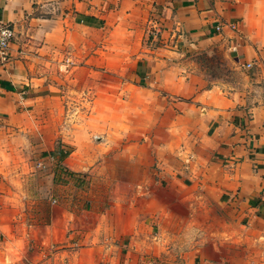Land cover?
Returning <instances> with one entry per match:
<instances>
[{
    "label": "crops",
    "instance_id": "1",
    "mask_svg": "<svg viewBox=\"0 0 264 264\" xmlns=\"http://www.w3.org/2000/svg\"><path fill=\"white\" fill-rule=\"evenodd\" d=\"M0 18L16 27L10 58L0 60V133H23L31 112L57 98L31 43L82 46L87 55L91 45L107 58L103 67L120 57L125 76L133 63L134 80L118 87L134 111L120 114L148 119V152L167 153L127 160L125 146L107 142L84 171L72 154L57 158L73 173L58 182L41 144L1 145L0 264H264V0H0ZM151 26L161 44L147 42ZM213 41L234 67L245 66L244 86L190 73L165 78ZM14 151L30 155L19 160Z\"/></svg>",
    "mask_w": 264,
    "mask_h": 264
},
{
    "label": "rangeland",
    "instance_id": "2",
    "mask_svg": "<svg viewBox=\"0 0 264 264\" xmlns=\"http://www.w3.org/2000/svg\"><path fill=\"white\" fill-rule=\"evenodd\" d=\"M147 30V42L154 45L161 44L163 40L161 30L154 28V26ZM91 38H93L95 44L98 43L97 41L102 40V32L91 36ZM38 42L42 43L44 41L38 40ZM54 42L49 41L48 46L44 49H39L37 44L31 43L29 52L35 57L41 56L40 63L43 62L42 57H45V65L49 64V66L44 67L47 82L55 87L52 93L57 98L43 100L35 110L34 106H31L34 112H31L29 119L24 122L27 130L23 133L19 131L8 137L0 133V146H4L9 142L19 145L22 143L41 144L40 155L50 157L54 163L53 168L57 166L58 151L62 150V158L60 159L63 160L72 154L71 156L84 163L82 166L83 171L85 170L86 160L91 161L92 158H98L97 156L102 158L101 156L104 154L102 151L103 145L107 142L112 144L120 142L122 147L125 146L128 151L126 150L121 155H125L127 160L135 159L136 156H140L144 161L155 160L160 158L155 157L156 154L164 158L167 154L165 152H148V144L145 143H148L149 137L143 132L149 126H146L149 120L132 117L127 119L120 114L123 108L127 112L134 111L135 104L124 105L121 99L123 93H120L122 89L118 87L121 80H134L132 75L137 70L133 67V63L130 62L129 67H125L129 75L124 76L119 72L123 67H116L123 62L120 57L111 56L109 59L110 67H103L102 65L107 63L108 60L106 57L103 60V55L96 49V46L92 49L90 45L89 50H91V53L87 55L88 52L82 46L79 47L80 49L76 46L68 48L63 44L61 46L55 45ZM91 54L94 56L92 59ZM183 58L188 60L189 67H180L181 65L179 67H169V73L165 77L167 80H177L182 74L190 73L188 77H191V74L203 76L204 79L209 80V84L213 79H220L227 84L231 83L239 87L246 84V76L243 73L245 66L237 65V67H234L235 62L232 57L226 54L225 46L219 42L213 41L206 49H193ZM89 59L93 63L87 64ZM176 62H179V59ZM144 64L146 65V61L141 62L140 66L142 67ZM157 68L153 67L154 70ZM145 69L147 71L149 69V72H151L152 67H145ZM146 78L150 79V76L147 75L145 70L143 83H145ZM134 82H137V80L135 79ZM178 85L182 87L181 83ZM161 94L166 95L168 93L162 91ZM136 95L140 94L134 93V91L128 93L127 91V98L129 99ZM100 96H104V102L92 103L99 100ZM192 98L175 95L174 101H191ZM140 129H142V132ZM63 139L69 142H65ZM181 140V135H174L173 141L175 143L182 144ZM174 150L176 149L174 148ZM7 153L19 160H22L26 155L28 157L30 155L29 152L21 151ZM111 154L116 156L118 153L113 152ZM171 155L169 161L177 163L180 154L171 152ZM119 158L121 157L118 154L114 159L119 160ZM56 169V174L59 177L56 176L55 180L58 182H62L63 177L68 176L67 173L73 175L67 170L59 169L58 166ZM63 172L66 175L62 176ZM84 173H77L79 177L77 182L79 197L81 191L79 188L84 186Z\"/></svg>",
    "mask_w": 264,
    "mask_h": 264
},
{
    "label": "built area",
    "instance_id": "3",
    "mask_svg": "<svg viewBox=\"0 0 264 264\" xmlns=\"http://www.w3.org/2000/svg\"><path fill=\"white\" fill-rule=\"evenodd\" d=\"M235 29L234 25H231ZM217 31H222L223 25L219 24L216 27ZM16 38V27L15 25L3 18H0V60L8 61L10 58V50L13 41ZM252 64L248 63L250 67Z\"/></svg>",
    "mask_w": 264,
    "mask_h": 264
},
{
    "label": "trees",
    "instance_id": "4",
    "mask_svg": "<svg viewBox=\"0 0 264 264\" xmlns=\"http://www.w3.org/2000/svg\"><path fill=\"white\" fill-rule=\"evenodd\" d=\"M58 153H59V158H62L63 151L62 150H59Z\"/></svg>",
    "mask_w": 264,
    "mask_h": 264
}]
</instances>
